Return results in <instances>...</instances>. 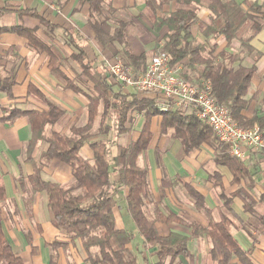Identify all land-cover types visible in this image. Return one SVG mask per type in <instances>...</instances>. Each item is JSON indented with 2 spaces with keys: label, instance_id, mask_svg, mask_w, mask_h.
Masks as SVG:
<instances>
[{
  "label": "trees",
  "instance_id": "1",
  "mask_svg": "<svg viewBox=\"0 0 264 264\" xmlns=\"http://www.w3.org/2000/svg\"><path fill=\"white\" fill-rule=\"evenodd\" d=\"M70 1L66 0L65 3ZM79 1L92 8L91 27L96 41L107 53L106 57L110 59L119 56L138 73L145 71L148 66L146 54L135 55L129 45L127 30L133 20L120 21L115 18L117 10L109 3L108 11L115 18L112 25L102 11L103 4L112 0ZM144 2L153 14L152 28L159 34L156 50L169 57L170 66L184 69L179 70V75L190 83L210 84L217 103L229 110L234 122L240 127L257 126L264 133V114L247 116L252 103L248 95L256 67L244 64L245 53H254L251 41L264 29V4L251 0L243 4L235 0ZM172 4L207 8L210 18L208 24H202L200 36L203 42L193 33L194 26L200 24L197 9L166 11ZM0 32L15 33L26 39L34 52L45 54L49 59V71L62 81L66 89L83 93L88 84L92 85V92L86 94L87 123L73 126L70 136L57 131L48 133L47 127L58 123L65 111L47 99L33 84L29 85L28 98L46 103L48 110H26L17 104L12 109H0L1 123L13 124L22 117L30 121L32 139L27 149V161L33 162L35 171L29 177L21 176L17 187L26 195L24 203L28 211L32 209L35 196L47 195L53 224L63 235L56 237L50 244L54 251H68L79 244L87 264H141L137 250L130 248L134 234L126 228H119L115 216L118 195L127 190L125 201L128 214L138 228L143 251L157 258L153 264H174L178 257L189 255L190 239L187 236L177 232L162 235L158 228L159 224L169 226L181 223L180 217L175 214L166 216L159 207L160 203L154 205L152 214L146 211V203L150 202L149 170L140 166L138 160L150 148L153 139L151 123L156 116L161 118V132L166 134L173 131L186 154L204 147L212 149L216 165L230 170L234 184L240 186L244 183L230 196H222L226 200L224 207L232 213L231 201L240 197L244 202V212L258 217L264 226V212L259 215L255 211L257 205L264 207V194L258 199L253 194L255 174L244 161L230 155L228 146L221 143L213 129L201 123L194 114H185L178 108L161 112L157 106L158 96L138 91L125 92L123 86L108 74L105 60L95 65L81 48L68 58L58 44L44 40L35 29L16 26L1 28ZM220 40L225 43L224 48ZM235 42H239L243 49L240 53L231 52ZM2 59L0 57V95L15 100L13 87L16 85V76L2 71ZM69 59H73L81 71L75 79L68 78L63 70L64 63ZM138 115L144 120L140 137L128 145H119L118 139L130 133ZM97 123L99 126L95 130ZM113 135L115 142L112 144ZM39 143L47 145L40 164L33 159ZM86 145L93 151V159L82 156L81 150ZM114 145L117 147L115 155L112 154ZM50 161L71 168L73 183L70 186L42 178L43 169ZM180 183L190 194L195 208L208 219L207 227L192 226V235H206L215 243L214 249L210 251L214 264H230L234 258L241 264H254L248 256L249 252L242 249L229 231V219L220 212L221 220H215L213 211L205 204L204 196L190 183ZM171 186L167 181L163 183L162 199L166 198L165 189ZM7 199V190L0 184V205ZM29 243L33 245L30 237ZM33 253H37L36 247ZM143 262L152 264L148 257ZM51 263H55V257ZM0 264H27L5 236L1 206Z\"/></svg>",
  "mask_w": 264,
  "mask_h": 264
},
{
  "label": "crops",
  "instance_id": "2",
  "mask_svg": "<svg viewBox=\"0 0 264 264\" xmlns=\"http://www.w3.org/2000/svg\"><path fill=\"white\" fill-rule=\"evenodd\" d=\"M65 1L0 0V29L16 26L35 29L44 40L58 44L68 58L81 48L95 65L105 60L107 66V61L110 62L112 58L106 57L104 48L95 39L96 35L90 20L91 6L79 0H71L68 3ZM235 1L243 4L246 0ZM251 1L264 4V0ZM109 3L117 10L115 18L120 21L133 20L127 30L129 45L135 55L146 54L148 65L157 51L156 39L159 35L152 28L154 20L152 12L146 8L144 0L107 1L103 4L102 11L109 17L112 25L115 18L108 11ZM179 8L195 9L196 7L172 4L165 10L174 11ZM196 9L200 24L194 26L193 33L199 41L203 42L199 30L202 24L209 23L210 12L205 7ZM220 44L224 48L225 43L220 40ZM235 45H238L237 51H235ZM250 46L254 53H245L244 64L256 67L248 95L252 103L247 116L252 117L255 114H264V29L251 41ZM242 50L240 43L235 42L231 52L240 53ZM0 57L3 58L2 71L16 76V85L13 87L15 100L6 95H0V109H12L17 104L19 108L26 110H48L46 103L32 97L28 98L29 85L33 84L47 96V99L65 111L63 118L56 123L61 125L63 131L57 132L70 136L73 126H83L87 123L86 94L92 92V85L88 84L87 89H83V93L66 89L62 81L49 71L48 57L34 52L29 47L28 41L15 33L0 32ZM78 69L73 59L67 60L63 66L64 72L71 79H75L80 74ZM178 69L180 70L181 67ZM143 125L144 120L138 115L130 133L123 136L125 138L132 135V140L122 144L120 140L123 137H121L117 143L125 146L135 142L140 137ZM52 126H48L47 131ZM151 133L153 139L150 148L141 156L148 159V165L139 164L149 170L150 202L146 203V207L152 214L154 205L160 203L159 207L166 216L175 214L180 217L181 223H172L169 226L159 224L158 228L162 235L177 232L190 239L189 255L178 257L174 264H214L210 251L214 249L215 243L206 235L202 237L192 235V226L207 227L208 219L195 208L193 199L182 186L181 181L190 183L204 196L205 204L213 211L215 220H221L220 212L224 214L230 221L229 231L242 249L249 252V258L254 264H264V226L259 218L244 212V202L240 197H235L231 201L230 208L233 214L224 207L226 200L222 196H230L240 186H244V183L240 186L234 184L230 170L216 165L212 149L204 147L199 151L186 154L182 143L174 137L173 131L166 134L161 132V118L158 116L152 119ZM31 139L32 130L27 117H22L13 124L0 122V184L5 186L8 194V199L0 205L5 236L26 263L28 259H31V264H52V258L55 257L53 264H87L79 244L68 251L63 249L54 251L51 248L50 244L55 238L63 235L53 224L46 194L35 196V202L30 211L24 203L26 195L17 187V182L21 176L29 177L35 171L33 162L27 161V149ZM113 139L114 135L111 136V142ZM42 144L44 143L38 144L33 154V159L38 164L41 162L42 153L47 149V145L41 149ZM39 147L40 151H38ZM116 148L115 145L112 148L113 155L117 153ZM81 154L85 159H93V151L89 145L81 150ZM240 160L244 161L255 174L256 185L253 194L258 199L264 194V150L247 152L246 158ZM42 178L66 187L73 183L71 168L57 161L47 162ZM165 181L172 186L165 189L166 198L162 199V187ZM123 193L126 198L127 190ZM118 207L120 206L117 205L115 209L116 220L119 228H124L123 217ZM255 211L261 215L264 207L257 205ZM131 221L126 222V226L134 223L132 225H135V230L138 232L135 222ZM29 237L32 238L33 245H30ZM34 247L37 248L36 254L33 253ZM130 248L137 250L141 264H144L143 261L147 257L152 264L156 262L154 255L140 251L133 243ZM230 264H241V262L234 258Z\"/></svg>",
  "mask_w": 264,
  "mask_h": 264
},
{
  "label": "built area",
  "instance_id": "3",
  "mask_svg": "<svg viewBox=\"0 0 264 264\" xmlns=\"http://www.w3.org/2000/svg\"><path fill=\"white\" fill-rule=\"evenodd\" d=\"M169 60L166 54L156 51L143 72L138 73L121 59L110 62L107 70L124 88L158 96L157 106L161 112L169 110V104L189 109L201 123L213 129L220 142L228 145L233 157L243 159L249 151L264 150V133L259 127H240L229 110L217 103L210 84L184 80L178 68L170 66Z\"/></svg>",
  "mask_w": 264,
  "mask_h": 264
},
{
  "label": "rangeland",
  "instance_id": "4",
  "mask_svg": "<svg viewBox=\"0 0 264 264\" xmlns=\"http://www.w3.org/2000/svg\"><path fill=\"white\" fill-rule=\"evenodd\" d=\"M202 28H203V26H201V29L199 30L200 32H201V30H202ZM203 39V38H202ZM237 46L238 45H235V51H237ZM118 59H121V60H123L124 61V59L123 58H121V57H119V56H117V57H115V58H112V60L110 61V62H115V61H117ZM109 61H107V65L110 63ZM125 62V61H124ZM79 70V69H78ZM179 70V69H178ZM181 70V69H180ZM183 70V69H182ZM79 72L81 73V71L79 70ZM78 80V79H77ZM79 83V82H78ZM80 84V83H79ZM123 89L124 90H126V92H134V89H132V88H124L123 87ZM170 108H176V107H174L172 104H169V107H168V109H170ZM179 109V108H178ZM185 114H193V113H191L190 112V110L188 109V110H186V109H181ZM98 126H99V124L97 123L96 124V127L98 128ZM97 128H95V130H97ZM59 131V132H62L63 130H62V127H61V125H58V124H55L54 126H52L51 128H50V130H48V133H50L51 131ZM134 136V135H133ZM132 135H129V136H126L125 138L123 137V139H121L120 140V143H128L129 141H131L132 140ZM131 138V139H130ZM112 142L114 143L115 141H114V139L112 140ZM221 143H223V142H221ZM224 144V143H223ZM226 145V144H225ZM228 146V145H227ZM46 147V144L44 143V144H42V147H41V149H43V148H45ZM228 150H229V147H228ZM38 151H40V147H39V149H38ZM261 151V150H260ZM114 152H115V149H114ZM250 152V151H249ZM244 158H246V156L244 157ZM243 158V159H244ZM142 161V162H141ZM148 159L146 160L144 157L143 158H140L139 160H138V163L140 164L141 163V165L143 166V164L145 165V164H147L148 165ZM147 168V167H146ZM117 200H118V205L120 206V207H118V211L120 212L121 211V214H122V217H123V224H124V228H126L127 227V229L129 230V231H131L133 234H134V241H133V245L136 247V248H138L140 251H143L144 250V247H143V241H142V239H141V236H140V234L135 230V225L133 226L132 224H134V223H129V224H127V226H126V222H128V221H131L132 219H131V217H129V215H128V211H127V208H126V201H125V198H124V193H123V191L118 195V198H117ZM146 211H148V209L146 208ZM127 217H129L128 218V220L126 221V218ZM132 222V221H131ZM148 256V255H147ZM138 257L140 258V256L138 255ZM153 257V256H152ZM157 258L154 256V260H156ZM27 263L28 264H31V259H28V261H27Z\"/></svg>",
  "mask_w": 264,
  "mask_h": 264
}]
</instances>
